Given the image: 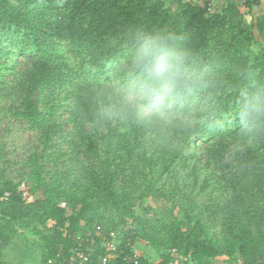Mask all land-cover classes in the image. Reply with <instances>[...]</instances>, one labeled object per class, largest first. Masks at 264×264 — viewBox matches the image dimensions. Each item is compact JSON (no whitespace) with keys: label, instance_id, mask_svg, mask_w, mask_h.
Wrapping results in <instances>:
<instances>
[{"label":"trees","instance_id":"16d2710c","mask_svg":"<svg viewBox=\"0 0 264 264\" xmlns=\"http://www.w3.org/2000/svg\"><path fill=\"white\" fill-rule=\"evenodd\" d=\"M211 3L175 0L170 8L163 0H0V77L3 70L13 69L8 65L10 46L18 45L24 59L13 92L0 81V100L17 102L11 107L15 117L41 133L40 150L25 163L32 203L23 200L21 185L4 179L0 170V198L9 193L8 199H0V264H7L2 247L26 233L39 237L44 264L59 252L65 254L73 236L88 239L94 256H102L98 227L101 236L115 232L121 252H135L138 264H170L173 251L177 264H264V204L249 203L264 194V128L246 134L241 120L229 129L220 124L230 113L238 115L242 93L255 91L247 88L249 77L264 87V14L253 16L252 3L258 0H241L249 21L238 3L227 1L220 12H210ZM144 35L173 37L169 44L187 54L177 69L179 96L171 102L160 91L152 98L170 112L175 124L169 130L171 146L177 142L157 180L163 174L170 178L179 159L177 173L188 172L195 183L199 163L205 168L213 164L219 180L230 185L246 182L223 210L219 239L185 209L162 237L161 231L141 227L134 216L135 199L125 197L117 184L125 173L123 164H130L132 177L145 175L146 165L150 172L158 166L157 159L140 155L131 111L113 121L98 115L109 101L102 84L112 77L139 94L143 75L135 58ZM59 46L64 50L55 56ZM86 64L95 69L90 77L82 74ZM39 90L43 98L36 96ZM197 97L211 108L206 119L197 124L178 120L190 114ZM61 111L67 115L63 122ZM106 208L117 214L118 222L106 219ZM138 238L157 252L156 261L139 253Z\"/></svg>","mask_w":264,"mask_h":264},{"label":"rangeland","instance_id":"374dc122","mask_svg":"<svg viewBox=\"0 0 264 264\" xmlns=\"http://www.w3.org/2000/svg\"><path fill=\"white\" fill-rule=\"evenodd\" d=\"M163 1L170 8H174L175 0ZM189 1L195 2V0ZM227 1L238 3L239 11L247 21L250 20V16H247L246 10L240 6L241 0H212L210 12H220ZM251 1L253 2V0ZM199 3L201 4L202 2L200 1ZM252 4L254 17L264 14V0H258V3ZM8 43L15 44L10 41ZM10 50L13 54L10 56L8 65L9 67H13V69H9V73L7 74L3 70L0 81L7 84L6 87L9 92H13L15 90L14 86L19 84L20 75H18V72L21 69L20 63L24 59L20 55L18 45L10 46ZM63 50V47H57L59 53L55 54V56L61 55ZM67 61L74 65L72 61ZM83 70L84 73H81L90 77L89 71L95 69L90 68L86 64ZM109 74H111V71H109ZM102 85L105 96L109 97L108 103H119L121 96L129 92L127 88L120 86V79L117 77H112L109 83ZM40 91L36 93V96L40 94ZM161 92L171 102L174 100L167 89H162ZM40 98H43V93L40 94ZM68 102H63V104H67ZM17 105V102L14 103L9 98L0 100V170H2L4 179L16 185H24L28 189L31 187V184L28 179L29 170L25 167V163L34 151L40 150L41 133L36 129L30 128L24 121L18 120L15 117L11 107H17ZM210 110V106L205 105L203 102L200 103L197 97L190 114L186 117L179 116L178 120L181 119V121L183 120L188 124L201 123L206 119L205 115ZM131 112L134 117L133 124L138 128V144L141 146L140 155H144L146 159L151 158L158 161L156 170L150 172L148 165H146L144 170L145 175L137 173L134 177L128 171L130 164L127 166L123 164L121 166L122 169L124 168L125 173L124 176L118 179L117 184L121 188L122 193L125 194V197L135 199L134 216L139 219L141 227L147 230L155 229V232L161 231L162 237L166 226L173 223V219L181 215V211L185 209L191 215L199 216L201 221L206 225L209 236L219 239L221 237L222 220L225 216L223 210L235 202V191L244 188L246 182L230 185L227 179L219 180L220 172L212 168L213 164H211L210 168H205V166L199 163L198 165L196 164L198 172L196 175L197 182L195 183L188 172H183L181 175L177 173L180 171L179 159H177L176 163L172 164L175 169L170 178L166 179L164 177L165 174H163L161 179L157 180L162 170L161 166L163 167L166 159H170L173 152L177 151V142H174L171 146L172 133L169 131L172 126H175L174 120L172 121L170 116L147 120L137 112ZM236 112L234 111L222 119L220 124L224 129L232 128L238 123L240 117L236 115ZM199 113L204 114V117L198 119ZM66 117V113L59 112L61 122ZM151 146L156 149V152H152L153 147ZM193 148L195 147L192 146ZM192 149H190L192 153H197L196 150ZM104 152L105 148L103 146L100 148L101 160H104ZM198 156L203 157L202 154ZM205 181L208 182L206 183ZM151 189L153 190L151 191ZM172 189H176V192L174 191L175 193L170 194ZM252 202L249 203L259 207L263 206L264 194H256V198ZM249 210L251 211V209ZM103 212H105L104 216H106L107 220L119 221L117 214L112 209L106 208ZM160 239V235L158 234L157 241ZM136 248L141 255H145L155 261L158 259L157 252L140 238L136 239ZM1 251L7 264H44V251L39 237L28 233L12 238L8 245L2 247Z\"/></svg>","mask_w":264,"mask_h":264},{"label":"clouds","instance_id":"9594fccd","mask_svg":"<svg viewBox=\"0 0 264 264\" xmlns=\"http://www.w3.org/2000/svg\"><path fill=\"white\" fill-rule=\"evenodd\" d=\"M173 37L144 35L140 38L135 63L142 69L143 81L139 94L126 92L119 103H107L98 110L105 121L123 119L129 111H135L147 120L166 118L170 112L152 102L162 89H167L173 98L180 94L182 78L178 66L186 58V52L169 44ZM248 89L255 91L242 93L238 102V115L246 134H255L264 128V87L249 77Z\"/></svg>","mask_w":264,"mask_h":264},{"label":"built area","instance_id":"2783aa9c","mask_svg":"<svg viewBox=\"0 0 264 264\" xmlns=\"http://www.w3.org/2000/svg\"><path fill=\"white\" fill-rule=\"evenodd\" d=\"M18 191L26 203L33 202L24 185H21ZM8 198L9 193L5 192L0 199L5 201ZM63 206L64 204H60V207ZM96 230L95 236L102 242V256H94V248L89 245L88 239L83 240L79 236H73L72 245L66 253H57L55 259L48 260L47 264H138V255L135 252L129 255L121 252L118 235L115 232L110 231L104 234L105 236H101V229L98 227ZM173 254H175L174 251L171 253L173 258L170 264H177V259Z\"/></svg>","mask_w":264,"mask_h":264}]
</instances>
